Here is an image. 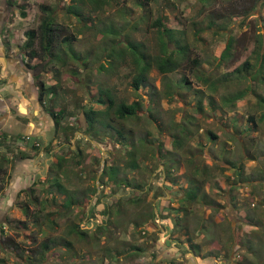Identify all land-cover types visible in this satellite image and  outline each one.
<instances>
[{
  "label": "rangeland",
  "instance_id": "374dc122",
  "mask_svg": "<svg viewBox=\"0 0 264 264\" xmlns=\"http://www.w3.org/2000/svg\"><path fill=\"white\" fill-rule=\"evenodd\" d=\"M13 1L9 10L14 23L7 32L20 51L26 38L24 32L36 28L45 16H51L61 26L62 35L73 39L68 44H57L56 50L69 53L65 63L45 60L44 67L29 70L33 88L24 95L25 106L17 109L15 96L7 89L0 92L3 102L9 103L0 108V113L16 116L25 128L32 120L41 123L29 133L12 132L0 126V156L5 159L6 169V173L0 172V264L244 263L240 244L253 228L245 224V215L250 214L254 203L264 202V103L255 96L256 93L264 96V0L255 2V7L242 15L240 10L248 8L252 0H151L144 6L135 0H102L98 5L95 0ZM22 4L25 8L19 7ZM74 6L84 19L66 13L68 7ZM21 9L26 12L25 17L21 16ZM159 17L166 30L154 25ZM209 18L214 21L212 25ZM108 27L114 30L113 34L102 38L99 32ZM167 30L171 33H166ZM166 39L170 49L186 46L185 56L179 60L180 67L165 76L151 67L149 81L159 96L150 103L148 87L143 85L138 90L133 87L136 68L128 46L120 62L108 55V47L112 41L115 46L120 41H133L139 47L143 45L146 52L159 54ZM87 55L91 60L84 66ZM195 57L201 61L196 67L191 63ZM245 60H249L250 67L244 70ZM236 67L240 71L232 72ZM226 74L232 80L224 81ZM183 76L188 78L189 85L172 86L171 94H166L168 84L181 82ZM40 82L45 87L43 104L36 95ZM13 83L9 88L14 89ZM4 85L5 82H0V89ZM100 89H108L116 101L139 102L138 115L121 122L125 131L131 133L129 140H135L134 147L139 146L140 154H147L142 158L146 167L141 162L139 168L123 167L122 161H118L124 169L119 176L125 175L133 185L148 180L154 188L159 184L167 187L162 193L152 188L136 204L126 201L120 213L112 218L101 214L102 206L98 201L95 203L96 198L114 204L121 196L130 193L136 198L138 194L131 187L112 186L111 182L109 187H102L99 177L106 157L127 159V152L124 154V149L113 143L100 126L91 139L105 140L107 145H97L100 151L82 141L85 139L81 131L73 133L66 128L75 123L86 126L83 107L103 108L104 105L92 100ZM239 92L244 93L243 97L233 105L222 103L221 98ZM199 98L204 106L201 117L194 110ZM51 105L64 110L57 128L47 114ZM149 109L152 113H148ZM110 113L113 115L112 110ZM248 115H254L258 128L251 131L252 137L245 138L238 130L250 127ZM210 132L216 137H211ZM243 147L247 149L243 151ZM167 150L173 155L159 160V155ZM22 153L26 157L15 160ZM225 159L235 162L237 167L233 169ZM18 164L21 169L15 174ZM163 167L172 168L169 180L173 184L165 180ZM195 168L206 169L209 178L204 186L218 202L219 209L211 211L208 206H195L196 212L190 214L188 225L193 230L197 218L203 217L209 230L191 232V240L183 233L184 229L172 237L166 236L161 228L148 229L145 234L136 231L134 223L142 217L139 213L143 204L152 203L163 214L176 213L180 218V210L173 208L179 206L186 178ZM54 176L78 195L94 184L98 185L97 192L86 198L83 205L65 208L63 193L53 195L49 186ZM95 208L98 216H94ZM100 219L103 222L107 219L109 224L103 233L96 229ZM74 226L86 230L84 235L72 231ZM214 231L218 239L206 238ZM231 232L235 242L228 251L231 245L227 236ZM44 241L49 243V250L42 257ZM190 243L198 245L196 255L190 251Z\"/></svg>",
  "mask_w": 264,
  "mask_h": 264
},
{
  "label": "trees",
  "instance_id": "16d2710c",
  "mask_svg": "<svg viewBox=\"0 0 264 264\" xmlns=\"http://www.w3.org/2000/svg\"><path fill=\"white\" fill-rule=\"evenodd\" d=\"M7 1L10 6L14 5L13 0H7ZM135 1L138 5L144 6L151 0H135ZM258 1L260 0H252L251 1L252 4L248 8L244 7L242 10H240L241 11L240 14L242 15L243 12H246L247 10H250L253 7H255V5L253 4H255V2L257 3ZM95 2H97L98 5L100 2H102V0H95ZM24 6L25 5L22 4L19 7L25 8ZM66 13H72L75 16H77L80 20L84 19L80 10H78V8L75 6L68 7ZM20 14L22 17L26 16V12L23 11V9H21ZM209 19H210L209 22L212 25L214 21L212 18ZM154 25L160 26L164 30H166V27H164L160 17L157 18V21L154 22ZM113 31L114 30L108 27L107 29L100 31L99 33L103 38L112 35ZM166 33L169 34L171 32L167 30ZM24 36L26 38L23 44L21 45V49L23 51V58L25 60L23 66H25L26 70L27 69L33 70L40 66L44 67L43 63H45V60L47 61L56 60L65 63L64 59L69 56V53L64 50H56L57 44L59 45L62 43L68 44L69 41L72 40L73 38L65 33L62 35L61 26L57 22H55L54 19L51 18V16H47V17L45 16L36 28L27 29L24 32ZM229 40L230 43H232V40L231 39ZM127 46L133 55L132 60L135 66L134 68H136V73L132 78L133 87H135V90H138L140 87H143V85L148 87L149 88L148 97H150L149 98L150 103H154L158 99L159 91H156L154 85L151 83V81H149V72L151 70V67L155 68L157 73L162 74L163 76L175 71L177 67H180L179 60H181V58L185 56L186 46L176 45L175 46L176 48L170 49L167 46V39H166V41L163 40L160 45L159 54H151L145 51L143 45H141L140 48L138 42L130 41L125 43L124 41H120L119 44L115 46L112 41V43L108 47V55L112 56V58L120 62V59L123 57L124 51ZM106 48L107 47L105 46L104 50ZM228 48H230V46H228ZM174 51L178 52L180 57L177 58V56L174 55L175 53ZM71 54L72 56H74V58L75 57L77 58L76 53H73L71 51ZM88 55L83 59L84 66L91 60L90 56ZM114 59H112L113 62H115ZM200 62L201 61L198 57L191 59V63L193 64L194 67L198 66ZM248 67H250L249 60H245L243 62L242 68L245 70L248 69ZM234 71L239 72L240 68L236 67L232 70V72ZM227 75L229 74H226L224 78V81L226 82L232 80V78L227 77ZM182 84L189 85L187 77L183 76L181 82L178 81L174 83H169L166 88V94L167 92H170L171 94L172 86L179 87ZM37 89H38V94H36L37 101L43 104L45 102V100H43L44 90H45L44 82H40L38 84ZM243 94H244L243 92L242 93L239 92L238 94H230L229 96H225L221 98L222 103L233 105V103L238 98L243 97ZM255 96L259 102L264 103V96L258 93H256ZM92 100L96 101L101 105H104L103 108L95 109L90 105L88 107L87 106L83 107L82 111L86 121L85 124L86 126H82V125L80 126L75 123L71 125L72 128L69 125H68L69 127L66 126V128L68 130L73 131V133L76 131H81L83 134L82 139H85L82 141H85L87 144L97 148V150L100 151L97 145H100L102 143L103 145H107L104 142L105 140H91L96 135L94 131L97 129L98 126H100L99 128H102L104 134H107L108 136L110 135L113 143H117L122 149H124V154L127 152L126 154L127 159H124V157L117 156L114 160H110L109 158L106 157L104 159V164L101 169L102 174L99 177V180L101 179L100 184L102 185V187H106V188L109 187L108 185L111 182L112 186L125 187V188L131 187L133 188V191H135V193L138 194L136 198L130 193L129 195L121 196L115 201L114 204L113 203L111 204V202L110 203L103 202L100 200V198H96L95 203L98 201V204L102 206V208L99 209L100 212L101 210H103L101 214L107 215L110 218H112V215L114 216L115 214L118 215L120 213V208L125 204L126 201L127 203L136 204L137 201L141 200V198L144 199V196H146L148 191H150L155 186L151 185L152 183L148 182V180H145L143 184L138 183L136 185H133L132 183H130V180H128L125 177V175L119 176L120 172L122 173L124 172V169L121 168L122 166L126 167L131 165V167L133 168H139V162H141L142 164L143 162L142 158L144 156H147L146 153L140 154L141 151L139 146L134 147L135 140H129L130 137L129 135H131V133L129 132L127 133L125 131L123 123L121 122V121L124 122L129 117H135L138 115L137 112L139 109V102L132 100L116 101L115 98L109 93L108 89H100L98 95L92 96ZM212 101L213 100L210 98V103H212ZM48 110L49 111L47 112V114L49 118L53 120L54 122L53 125H55V128H57L61 123V118L64 116V110L63 109L57 110L52 105ZM111 110L113 115H111L110 113ZM194 110L197 113H199L201 117L204 110L202 98H199L197 100ZM152 111L153 110L149 109L148 113H152ZM247 119L249 122L252 123L250 127H242V129L238 130L239 135H243V137L245 138L252 137L251 131L257 130L256 128H258V124L256 122L254 115L251 116L248 115ZM233 121H235V119ZM234 129L236 131L237 128ZM110 132L112 133L109 134ZM5 134L6 133L4 132L3 135ZM210 135L213 138L216 137L215 134H213L212 132H210ZM130 138L132 139V136ZM174 143H175L174 145H177L178 144L177 140H174ZM246 149L247 148L243 147L242 150L244 151ZM79 150L80 153H83L81 148ZM110 150H108L107 153ZM167 155H173V154L170 150H167L161 155H159L158 159L160 158L159 160H163L164 156L166 157ZM25 157H26L25 154L22 153L20 156H17L15 160H22ZM95 159L98 161L99 157L98 159L97 158ZM118 161H122V166H120V164L117 163ZM225 161L231 164L230 167H233V169L237 167L235 165L236 164L235 162L228 159L227 160L225 159ZM4 163H5L4 157L0 156V172L2 173H6ZM142 165L146 167V164H142ZM144 167L140 168L139 171L143 170ZM152 172L153 171H151L150 174ZM162 172L164 174L165 180L169 181L170 184H173L174 182L172 183L171 180H169V176L171 175L172 168L163 167ZM208 178L209 176L207 175L206 169H199V168H195L194 172L191 173L190 176H187L186 178L187 183L186 186L183 188V194L179 197V201H178L179 208L178 207L173 208V210L176 211H178V209L180 210L179 211L181 212L180 218H177L176 213L172 214L173 216L168 215V213L163 214L162 212L158 211L157 207L154 206L152 203L148 204L150 208L147 206V204H143L141 213H139L142 217L140 220L134 223V225L136 226L135 230L136 231L144 230V233H146L148 229L156 231V229H158L159 226H157L154 223V219L156 215L159 214L160 218H163L164 220L168 221L167 226L164 227L167 230L166 236L169 235L170 237H172V235H174L176 232L182 231V229H184L183 233L187 235L188 240H191L192 238L190 236L191 232L195 234L207 232L209 230L205 225L207 219H204L203 217L197 218L193 230H190V227L188 225V219L191 216L190 214L196 212L194 207L197 205L204 207L208 206L211 211L212 210L218 211L219 209L218 202L211 196V192H208V190L204 186L208 182L207 180ZM244 179L247 180V178ZM260 179L262 178L260 177ZM60 182L61 181L59 180V178L57 176H54L53 181L50 182L51 185L49 186L52 187L53 189L54 192L53 195L57 193H63L64 196L62 200V206L65 208H70L74 205H83L82 203H84V200L86 198L89 199V196L92 193L95 194L97 192V186L94 184L92 188H88L86 189V191L82 192V195L81 194L78 195L77 192L67 188L64 183H60ZM144 186L146 187L143 190ZM156 187L157 188H154V191L156 193L158 192L162 193L164 188L167 189L165 185H160V184L157 185ZM156 196H158V194ZM155 208L156 210H154ZM99 211H97L95 208V212H93L94 216H98L99 214H97V212ZM250 211H251L250 214L248 213L245 215V219H246L245 224L253 225L254 229L252 228V230H250L247 234L243 236V240H242L243 244L240 245L243 248L242 260H244V263H242L243 261H241L240 264H257V263L264 264V202L262 203L258 202L256 204L254 203ZM107 219L105 220V222H103L104 220L103 221L101 220V222L97 225L96 229L97 231H99V233H103L106 230L107 226L109 225L108 223H106ZM72 231L77 232L79 235H84L86 230L82 231L79 226H74L72 227ZM216 233H217L216 231L211 232L210 233L211 236L206 238H210V240L218 239V235ZM227 239L230 241L231 246L228 245V251H230L233 248L232 244H234L235 242L233 233L227 236ZM50 241L53 242L55 240L51 239ZM177 242L179 243L178 240ZM189 245L191 248L190 251L196 255V253L199 252L198 245L193 243H190ZM175 247L178 248L179 245L176 244ZM48 250H49V243L45 241L42 242L41 251H40V253H42L41 256L43 257L44 253L47 252ZM132 251L135 252L134 250ZM116 252L119 253L120 251L117 250ZM227 253L228 252L225 250V254Z\"/></svg>",
  "mask_w": 264,
  "mask_h": 264
},
{
  "label": "crops",
  "instance_id": "0c3cea01",
  "mask_svg": "<svg viewBox=\"0 0 264 264\" xmlns=\"http://www.w3.org/2000/svg\"><path fill=\"white\" fill-rule=\"evenodd\" d=\"M11 6L8 4L7 0H0V82H5V85L3 88L0 89V92L3 89H7L10 91V94L17 99V104L19 109L20 107L25 106L26 102H24V95L26 94V91L29 89L31 90L33 88V81L32 76L28 77V74L30 75L31 72L29 70L27 71L25 69L24 65V58L22 51L19 50L18 45H13L12 43L16 44L15 42H12L11 39L8 37L7 28L13 25V21L10 20V9ZM13 75V76H12ZM12 76V77H10ZM14 85V89L9 88L11 83ZM9 84V85H8ZM19 85V86H18ZM32 91V90H31ZM4 97L0 94V108H3V106H8L9 103H4L5 105H2V101ZM22 121L18 119L16 116L11 117V115H6L0 113V126H2L3 129L8 131H14L17 133L26 132L29 133L33 131V128H39L41 125L38 120L34 121L32 120L30 123L26 125V128L22 126ZM25 130H22V129ZM40 130V129H39ZM21 169V164H18L15 167V174L18 173V171Z\"/></svg>",
  "mask_w": 264,
  "mask_h": 264
},
{
  "label": "built area",
  "instance_id": "2783aa9c",
  "mask_svg": "<svg viewBox=\"0 0 264 264\" xmlns=\"http://www.w3.org/2000/svg\"><path fill=\"white\" fill-rule=\"evenodd\" d=\"M154 223L159 226V228H161L160 231H164L165 234H167V230L164 228L165 226H167L168 223L166 220H164L163 218H159V215H157V217H155L154 219ZM141 233L145 234L144 230Z\"/></svg>",
  "mask_w": 264,
  "mask_h": 264
},
{
  "label": "flooded vegetation",
  "instance_id": "af4514ba",
  "mask_svg": "<svg viewBox=\"0 0 264 264\" xmlns=\"http://www.w3.org/2000/svg\"><path fill=\"white\" fill-rule=\"evenodd\" d=\"M2 105H4V102L2 101Z\"/></svg>",
  "mask_w": 264,
  "mask_h": 264
},
{
  "label": "water",
  "instance_id": "95a60500",
  "mask_svg": "<svg viewBox=\"0 0 264 264\" xmlns=\"http://www.w3.org/2000/svg\"><path fill=\"white\" fill-rule=\"evenodd\" d=\"M98 184V183H97ZM98 186V185H97ZM155 210H156V208H155Z\"/></svg>",
  "mask_w": 264,
  "mask_h": 264
}]
</instances>
